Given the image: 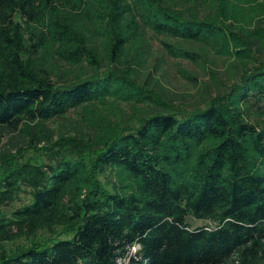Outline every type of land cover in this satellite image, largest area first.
<instances>
[{
  "label": "trees",
  "instance_id": "16d2710c",
  "mask_svg": "<svg viewBox=\"0 0 264 264\" xmlns=\"http://www.w3.org/2000/svg\"><path fill=\"white\" fill-rule=\"evenodd\" d=\"M0 137V264H264V0H0Z\"/></svg>",
  "mask_w": 264,
  "mask_h": 264
},
{
  "label": "rangeland",
  "instance_id": "374dc122",
  "mask_svg": "<svg viewBox=\"0 0 264 264\" xmlns=\"http://www.w3.org/2000/svg\"><path fill=\"white\" fill-rule=\"evenodd\" d=\"M150 49L149 54L147 56V60H148V65L147 68L148 69H154L156 68L157 70L160 71L164 70L165 74L164 76H162L160 78V82L166 86L167 88H170L171 90H173L175 92V94H184L186 95V100L183 101L184 105L189 107L192 104L195 103V101H197L199 99L198 96V87L193 86V84L186 80L184 78V76H182V73L180 72V67H183L184 69L186 67L189 66V64L187 63H176L175 61H173L172 59H168V57L163 53L162 49L158 46V42L156 39H151L150 40ZM43 53V52H40ZM38 53L37 58L34 57V59L37 62H43L44 57L42 54ZM40 59V60H39ZM167 63H170V65L166 66ZM192 69V70H191ZM221 70V68H219ZM189 71H192L195 73V75L197 73H199L197 76L199 81H203V80H207V76H205L206 74L201 73L200 71L193 68V66H191V68L189 69ZM161 72V71H160ZM211 89H213L212 86H210ZM48 127H55V125H48ZM6 137H0V152L3 149H7L8 147H10L7 143H6ZM113 179V178H111ZM189 222L193 225V226H200V225H204V224H210L211 222L209 221H196L194 220L192 217H189ZM11 246V245H8ZM136 249L135 247H132L129 251L130 254H134V251ZM134 257V255H133ZM126 261V259H125Z\"/></svg>",
  "mask_w": 264,
  "mask_h": 264
}]
</instances>
